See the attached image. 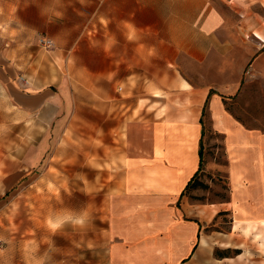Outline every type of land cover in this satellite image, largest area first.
Returning <instances> with one entry per match:
<instances>
[{"label":"crops","instance_id":"crops-1","mask_svg":"<svg viewBox=\"0 0 264 264\" xmlns=\"http://www.w3.org/2000/svg\"><path fill=\"white\" fill-rule=\"evenodd\" d=\"M0 11L2 26L24 35L19 105L52 106L45 69L56 54L109 119L99 126L117 142L100 164L121 173L123 193L110 201L108 264H264V129L223 97L264 82V0H0ZM42 32L54 50L36 45ZM213 130L230 192L196 201L182 191ZM221 211L229 228L210 229Z\"/></svg>","mask_w":264,"mask_h":264},{"label":"rangeland","instance_id":"rangeland-1","mask_svg":"<svg viewBox=\"0 0 264 264\" xmlns=\"http://www.w3.org/2000/svg\"><path fill=\"white\" fill-rule=\"evenodd\" d=\"M3 14L0 11V20ZM2 23L0 264H108L115 238L110 232V201L123 193L116 183L121 173L100 164L105 150L114 149L117 142L104 138L109 134L99 126H107L109 119L94 112L92 89L80 87L65 58L56 54L49 57L45 69L51 79L47 88L52 106L35 113L19 105L14 90L24 88L17 65L20 36L24 35ZM42 35L47 36L40 33L36 45L54 50V40L52 47H46L39 40ZM29 37L26 32L25 39ZM263 83L248 81L241 92L224 94L231 96L225 101L226 108L249 127L264 129ZM207 141L206 163L198 184L189 192L196 201L227 198L230 192L222 135L213 130ZM85 211L89 215L84 228L68 223L53 235L45 226L49 216ZM229 222V215L221 214L209 228L228 229Z\"/></svg>","mask_w":264,"mask_h":264},{"label":"clouds","instance_id":"clouds-1","mask_svg":"<svg viewBox=\"0 0 264 264\" xmlns=\"http://www.w3.org/2000/svg\"><path fill=\"white\" fill-rule=\"evenodd\" d=\"M88 215L87 211H85L80 215L67 214L56 218L49 216L45 219L44 223L48 231L55 235L68 223H71L74 227L84 228L88 220Z\"/></svg>","mask_w":264,"mask_h":264},{"label":"trees","instance_id":"trees-1","mask_svg":"<svg viewBox=\"0 0 264 264\" xmlns=\"http://www.w3.org/2000/svg\"><path fill=\"white\" fill-rule=\"evenodd\" d=\"M213 92H215V90H214V89H211V91H210V93H209V97H210V95H211ZM235 95H236V94H235ZM235 95H234V96H235ZM209 97L207 98L206 103H205L204 108H203V113H204V114H205L206 109H207V104H208V101H209ZM223 97H224V100L226 101V99L230 98L231 96H226V95L223 94ZM202 124H203V129H202V137H203V135L205 134V131L207 130V129H206V124H205V121L203 120V118H202ZM201 144H202V145H200V166H199V169H198V171L194 174V176L189 180V182L187 183V185L185 186L184 190L182 191V195L185 194V193H189V192L191 191V189H192L193 187H195V186L198 184V182H199V181L197 180V177H198V175H200V173L202 172L203 167H204V165H205L204 155H205V151H206V150H205V145H206V144H204L203 138L201 139ZM227 213H228L227 211H221V212H219L218 215H221V214H227ZM198 237H200V233L198 234ZM181 264H183V263H181Z\"/></svg>","mask_w":264,"mask_h":264},{"label":"built area","instance_id":"built-area-1","mask_svg":"<svg viewBox=\"0 0 264 264\" xmlns=\"http://www.w3.org/2000/svg\"><path fill=\"white\" fill-rule=\"evenodd\" d=\"M39 40L42 43V45H44L46 47H52L54 44L52 38L47 37V36L42 35Z\"/></svg>","mask_w":264,"mask_h":264},{"label":"bare ground","instance_id":"bare-ground-1","mask_svg":"<svg viewBox=\"0 0 264 264\" xmlns=\"http://www.w3.org/2000/svg\"><path fill=\"white\" fill-rule=\"evenodd\" d=\"M257 34H258L260 37L264 38V33H263V32L257 31Z\"/></svg>","mask_w":264,"mask_h":264}]
</instances>
